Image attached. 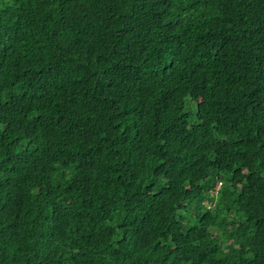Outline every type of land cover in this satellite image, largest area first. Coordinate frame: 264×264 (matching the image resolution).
Returning a JSON list of instances; mask_svg holds the SVG:
<instances>
[{"label":"trees","instance_id":"obj_1","mask_svg":"<svg viewBox=\"0 0 264 264\" xmlns=\"http://www.w3.org/2000/svg\"><path fill=\"white\" fill-rule=\"evenodd\" d=\"M0 264H264V0H0Z\"/></svg>","mask_w":264,"mask_h":264},{"label":"rangeland","instance_id":"obj_2","mask_svg":"<svg viewBox=\"0 0 264 264\" xmlns=\"http://www.w3.org/2000/svg\"><path fill=\"white\" fill-rule=\"evenodd\" d=\"M218 187H220V182L217 183V185H216V187H215V189H214V192H215V190L218 189Z\"/></svg>","mask_w":264,"mask_h":264}]
</instances>
